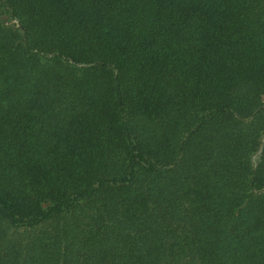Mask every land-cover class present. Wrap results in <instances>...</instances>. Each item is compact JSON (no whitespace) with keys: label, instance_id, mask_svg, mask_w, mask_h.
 <instances>
[{"label":"trees","instance_id":"obj_1","mask_svg":"<svg viewBox=\"0 0 264 264\" xmlns=\"http://www.w3.org/2000/svg\"><path fill=\"white\" fill-rule=\"evenodd\" d=\"M0 264H264V0H0Z\"/></svg>","mask_w":264,"mask_h":264}]
</instances>
